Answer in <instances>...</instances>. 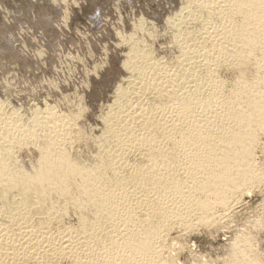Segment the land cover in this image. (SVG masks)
<instances>
[{
	"label": "bare ground",
	"instance_id": "1",
	"mask_svg": "<svg viewBox=\"0 0 264 264\" xmlns=\"http://www.w3.org/2000/svg\"><path fill=\"white\" fill-rule=\"evenodd\" d=\"M182 4L179 23L203 26L177 28L176 69L131 39L122 67L134 77L115 89L94 151L76 116L45 110L21 123L0 111V264H176L169 231L210 224L260 179L252 154L264 132V0ZM222 66L235 73L229 87ZM24 147L37 157L17 160ZM68 214L75 225L63 226ZM235 243L232 263L261 264Z\"/></svg>",
	"mask_w": 264,
	"mask_h": 264
},
{
	"label": "rangeland",
	"instance_id": "2",
	"mask_svg": "<svg viewBox=\"0 0 264 264\" xmlns=\"http://www.w3.org/2000/svg\"><path fill=\"white\" fill-rule=\"evenodd\" d=\"M182 5V0H0L2 119L20 118L18 122L22 123L33 113L45 110L76 116V127L85 133L83 146L89 142L87 148L94 151L91 139L102 131L100 119L115 102V89L126 86L134 77L122 67L130 53L131 39L140 42L148 55L152 53L149 57L153 61L176 69L181 56L176 44L177 28L196 31L203 26L204 18L191 22L194 26L182 20L179 23L176 14ZM226 68L222 66L218 76L229 87L235 73ZM261 133L252 154L262 173L260 179L252 189L247 186L237 193L227 209H214V219L208 226L196 225L197 229L195 226L190 231L176 226L169 231L166 242L176 264H234L228 254L238 240L235 244L240 251L246 245V257L253 256L264 264V132ZM78 145L69 150L73 156L79 154ZM35 151L24 147L15 157L19 161L32 160L38 155ZM64 222L60 225H75L76 216L68 214Z\"/></svg>",
	"mask_w": 264,
	"mask_h": 264
}]
</instances>
